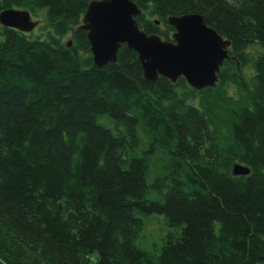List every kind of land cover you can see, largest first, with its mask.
<instances>
[{
    "label": "trees",
    "instance_id": "16d2710c",
    "mask_svg": "<svg viewBox=\"0 0 264 264\" xmlns=\"http://www.w3.org/2000/svg\"><path fill=\"white\" fill-rule=\"evenodd\" d=\"M92 1L0 0L45 32L0 25V264H264V0H130L148 36L200 15L230 43L200 91L125 45L95 67Z\"/></svg>",
    "mask_w": 264,
    "mask_h": 264
},
{
    "label": "water",
    "instance_id": "95a60500",
    "mask_svg": "<svg viewBox=\"0 0 264 264\" xmlns=\"http://www.w3.org/2000/svg\"><path fill=\"white\" fill-rule=\"evenodd\" d=\"M140 10L130 0H101L88 4L81 29L87 32L95 67L115 63L122 45L137 54L146 81L159 77L175 83L180 77L195 89L213 87L218 81L220 67L229 58L230 43L200 15L168 18L174 28L171 41L158 35L148 36L135 19ZM158 25V22H156ZM0 25L21 33H31L37 26L27 11L6 10L0 13ZM235 176H246L249 169L240 165L232 168Z\"/></svg>",
    "mask_w": 264,
    "mask_h": 264
},
{
    "label": "rangeland",
    "instance_id": "374dc122",
    "mask_svg": "<svg viewBox=\"0 0 264 264\" xmlns=\"http://www.w3.org/2000/svg\"><path fill=\"white\" fill-rule=\"evenodd\" d=\"M33 22L37 23V28H35L31 35L32 37H41L45 38V32L40 31V27L43 25V14L39 13L36 17L31 16ZM82 26V24H81ZM172 36V35H171ZM2 40V37L0 36V41ZM64 43H70L71 42V33H69L64 39L62 40ZM159 220H161L162 226H163V221L162 219H153L150 222H146L144 229L142 233L140 234L138 243L143 246V247H149L152 243H157L156 241L158 240V236L161 234L160 232V224ZM164 227V226H163ZM159 241V240H158Z\"/></svg>",
    "mask_w": 264,
    "mask_h": 264
}]
</instances>
